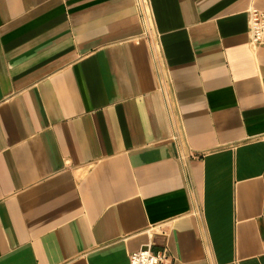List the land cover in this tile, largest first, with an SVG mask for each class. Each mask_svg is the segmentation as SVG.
Instances as JSON below:
<instances>
[{
  "label": "crops",
  "instance_id": "crops-1",
  "mask_svg": "<svg viewBox=\"0 0 264 264\" xmlns=\"http://www.w3.org/2000/svg\"><path fill=\"white\" fill-rule=\"evenodd\" d=\"M0 0V264H264V0Z\"/></svg>",
  "mask_w": 264,
  "mask_h": 264
},
{
  "label": "built area",
  "instance_id": "built-area-1",
  "mask_svg": "<svg viewBox=\"0 0 264 264\" xmlns=\"http://www.w3.org/2000/svg\"><path fill=\"white\" fill-rule=\"evenodd\" d=\"M137 15L147 27L149 20L148 0H134ZM248 43L255 47L264 45V10L248 9ZM128 264H172L171 259L160 251H153L150 243L132 251L128 255Z\"/></svg>",
  "mask_w": 264,
  "mask_h": 264
}]
</instances>
